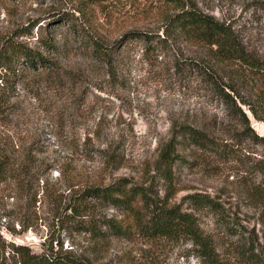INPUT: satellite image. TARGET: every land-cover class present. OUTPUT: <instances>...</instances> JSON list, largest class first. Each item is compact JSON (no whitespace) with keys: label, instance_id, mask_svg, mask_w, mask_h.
Segmentation results:
<instances>
[{"label":"rangeland","instance_id":"obj_1","mask_svg":"<svg viewBox=\"0 0 264 264\" xmlns=\"http://www.w3.org/2000/svg\"><path fill=\"white\" fill-rule=\"evenodd\" d=\"M81 1L0 0V46L13 37L56 64L32 68L19 61L13 93L4 102L0 147L16 167L25 158L33 165L24 189L10 180L0 183V235L33 252L68 254L87 264H205L188 239L147 238L134 228L128 236L84 230L79 221L90 218L130 222L110 203L91 198L86 215H72L70 204L85 184L106 186L124 178L126 188L142 186L151 201L161 199L166 185L156 173L157 160L172 128L203 126L214 118L235 122L197 71L210 61L209 49L166 30L163 16L173 10L161 0H85L86 8ZM194 1L233 24L246 47L264 56V10L257 0ZM57 11L73 13L78 31L66 23L50 25ZM132 31L151 34V44L131 38ZM45 33L56 50L40 44ZM87 35L99 36L107 48L117 43L110 63L92 54ZM242 107L264 137V121ZM230 137L231 151L221 157L178 136L170 204L199 219L223 260L264 264L256 194L262 175L254 168L263 148ZM195 195L208 196L218 210L193 201ZM136 206L148 214L140 201ZM101 233H107L103 226ZM239 247L251 248L255 257L248 259ZM5 255L13 261L9 247Z\"/></svg>","mask_w":264,"mask_h":264},{"label":"trees","instance_id":"obj_2","mask_svg":"<svg viewBox=\"0 0 264 264\" xmlns=\"http://www.w3.org/2000/svg\"><path fill=\"white\" fill-rule=\"evenodd\" d=\"M161 1L164 6L173 10L170 14L166 12L163 16L166 30L181 34L190 42L209 49L210 61L205 66L199 65L197 71L201 77H204L211 92L226 106L235 122L234 124L218 122L214 118L210 120V124L203 126L181 124L172 128L171 136L162 144L157 160L156 173L166 185V192L161 199L151 201L146 188L142 186L126 188L124 178L121 179L122 181L106 186L85 184L70 204L72 215L75 217L86 215L91 198L107 202L124 210L129 215L130 222L124 223L115 218L104 220L90 218L79 221L84 230H91L99 236H128L134 228L147 238H184L197 247V255L205 264H231L230 259L220 258L212 235L201 227L199 219L193 213L182 211L176 204H170V198L176 193L173 168L176 160L179 159L176 151L180 143L178 136L187 139L197 149L210 151L221 157L228 155L231 151L228 147L230 136L260 144L263 150L260 157L256 159L254 168L262 175V183L258 186L256 194L262 206L261 216L264 222V137L257 134L251 127L249 118L242 107V105L246 106L257 120L264 121V56L246 47L242 36L233 24L202 11L194 0ZM80 3L86 8L85 0ZM255 3L264 10V0H257ZM74 9L79 10L80 8ZM51 16L50 21L57 24L66 23L67 27L75 32L78 31L73 13L57 11ZM52 21L50 25L53 24ZM35 23L36 21L31 24V28ZM86 37L92 54L110 63L111 50L117 43L107 48L99 36L87 35ZM150 37L151 34L146 32H131V38L143 39L147 45L151 44ZM39 42L45 48L56 50L52 38L46 33L41 34ZM19 61L32 68L38 66L48 68L56 65L38 48L15 40L13 37H5L0 46V120L6 107L4 102L9 98L15 78L18 76ZM30 165L33 164L25 158L16 167L8 151L0 147V183L10 180L24 189L29 182L26 176L31 174ZM6 185H9V182ZM192 199L218 210L219 204L206 195H195ZM138 201L148 211L145 217L139 214L140 209L136 206ZM102 226L107 233H101ZM7 247L12 252V262L6 261L8 259L5 255ZM236 250L242 255L248 253V259L255 257L251 248L243 250L239 247ZM0 264L87 263L68 254L33 252L25 245L6 243L0 235Z\"/></svg>","mask_w":264,"mask_h":264}]
</instances>
